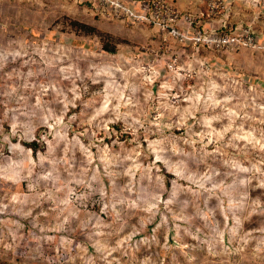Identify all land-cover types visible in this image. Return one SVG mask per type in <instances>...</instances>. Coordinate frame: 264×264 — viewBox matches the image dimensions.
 Wrapping results in <instances>:
<instances>
[{
	"label": "rangeland",
	"instance_id": "rangeland-1",
	"mask_svg": "<svg viewBox=\"0 0 264 264\" xmlns=\"http://www.w3.org/2000/svg\"><path fill=\"white\" fill-rule=\"evenodd\" d=\"M154 1L0 0V261L264 264V0Z\"/></svg>",
	"mask_w": 264,
	"mask_h": 264
},
{
	"label": "built area",
	"instance_id": "built-area-1",
	"mask_svg": "<svg viewBox=\"0 0 264 264\" xmlns=\"http://www.w3.org/2000/svg\"><path fill=\"white\" fill-rule=\"evenodd\" d=\"M98 1H99V5L102 8V11H104V12H106V11L108 12V9L110 7L112 8V11L114 10V12H121L122 0H98ZM161 2H162L161 0L154 1V5L158 6L161 4L162 7H160V8H164L165 11H168L169 10L168 7H163V5H166V4H163ZM166 6H168V5H166ZM174 11H170V12H172V15L169 17L168 21L166 22V26L169 27L170 33L173 36H175L176 38H180L182 40H185L187 38L186 33L181 31V29L176 26V22L179 21V15L180 14L176 13L177 11L176 12H174ZM185 19L188 21H191V23L193 22L192 19L188 15L185 16ZM244 35L245 36H244L243 40H248L249 43L256 44V42H257L256 37L254 36V33L250 29L245 28ZM195 39L197 41H202V40L213 41V40H216L220 44H235V43H241L242 42L241 35H230L227 32L223 33V32L218 31V30H212V31H210V33H208L207 31L198 30L197 36L195 37ZM243 42H247V41H243Z\"/></svg>",
	"mask_w": 264,
	"mask_h": 264
},
{
	"label": "trees",
	"instance_id": "trees-1",
	"mask_svg": "<svg viewBox=\"0 0 264 264\" xmlns=\"http://www.w3.org/2000/svg\"><path fill=\"white\" fill-rule=\"evenodd\" d=\"M82 27L88 28L90 32H95L100 35L102 41H103V49L108 52H115L117 47L114 45V43L110 42V38L112 37L110 33L101 31L96 27L89 26L86 24H82ZM27 145L30 147H33L34 150L38 148V142L37 141H31V142H26ZM0 264H8L6 262L0 261Z\"/></svg>",
	"mask_w": 264,
	"mask_h": 264
}]
</instances>
